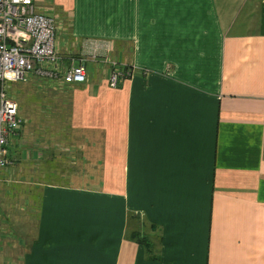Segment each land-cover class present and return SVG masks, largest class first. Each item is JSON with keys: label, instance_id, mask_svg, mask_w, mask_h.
<instances>
[{"label": "crops", "instance_id": "crops-1", "mask_svg": "<svg viewBox=\"0 0 264 264\" xmlns=\"http://www.w3.org/2000/svg\"><path fill=\"white\" fill-rule=\"evenodd\" d=\"M32 2L85 78L33 85L0 264H264V0Z\"/></svg>", "mask_w": 264, "mask_h": 264}, {"label": "built area", "instance_id": "built-area-1", "mask_svg": "<svg viewBox=\"0 0 264 264\" xmlns=\"http://www.w3.org/2000/svg\"><path fill=\"white\" fill-rule=\"evenodd\" d=\"M55 29V18L37 11L32 0H0V172L8 161L9 140L22 121L16 101L8 94V83L27 78L63 84L84 81V57L63 64L55 50ZM129 75L128 69L122 71L111 62L108 86Z\"/></svg>", "mask_w": 264, "mask_h": 264}, {"label": "rangeland", "instance_id": "rangeland-1", "mask_svg": "<svg viewBox=\"0 0 264 264\" xmlns=\"http://www.w3.org/2000/svg\"><path fill=\"white\" fill-rule=\"evenodd\" d=\"M36 80L37 79L35 78H27L25 81L8 83V94L12 96L16 101L18 115L22 119H25L24 126L26 128L30 127L32 124L31 119H32L33 109H37L40 106L38 105L40 104V102L38 101L36 96H33L38 92L36 90L34 91L35 88L33 87V85L35 86L36 84L35 83ZM46 92H48V90H45V93ZM33 118H34L33 121H35V117ZM30 148H31L30 146H23L20 149L16 147V144H11L9 150H6V152L8 153V158H7L8 161L4 168L5 170H3L0 176L1 188H3V186L7 183L16 186H25V185L30 186L34 183L33 181L35 179L32 176V170H31L32 163L29 158ZM22 149H24L25 151L23 150L21 152ZM18 150H20V152ZM22 153L24 154V156L22 155ZM6 170L7 172L9 170L10 173H13L9 177H7L9 178L8 181L3 179L4 178L3 173L7 174ZM31 192L32 191H29L28 194L31 195L32 194ZM14 195L17 196L18 192L14 193Z\"/></svg>", "mask_w": 264, "mask_h": 264}]
</instances>
